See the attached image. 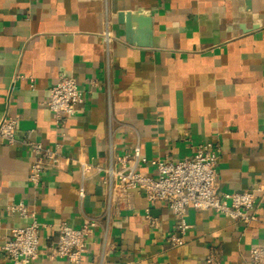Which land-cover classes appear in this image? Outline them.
I'll list each match as a JSON object with an SVG mask.
<instances>
[{"label":"crops","instance_id":"obj_1","mask_svg":"<svg viewBox=\"0 0 264 264\" xmlns=\"http://www.w3.org/2000/svg\"><path fill=\"white\" fill-rule=\"evenodd\" d=\"M140 10L153 19L150 48L127 43L117 20ZM62 75L77 80L85 103L58 129L47 103ZM6 116L17 118V129L15 144H0V243L30 223L8 212L24 203L42 225L43 253L57 242L60 223L80 228L87 217L101 218L81 264H251L250 250L264 245V192L249 225L189 209L185 243L173 246L176 217L143 194L107 223L98 171L119 168L117 158L139 148L138 172L155 176L156 160H186L213 142L222 152L219 193L264 189V0H0V119ZM28 134L46 147L59 144L64 157L38 188L29 181ZM0 264H11L1 251ZM34 264L71 263L42 255Z\"/></svg>","mask_w":264,"mask_h":264},{"label":"built area","instance_id":"obj_2","mask_svg":"<svg viewBox=\"0 0 264 264\" xmlns=\"http://www.w3.org/2000/svg\"><path fill=\"white\" fill-rule=\"evenodd\" d=\"M102 37L105 49L109 51L114 36L108 13L105 15ZM31 82H34L33 79ZM84 103L85 96L77 80L72 76L62 75L50 90V100L47 103L56 128L62 129L67 120L74 117ZM16 129V117L6 116L0 119V144H15ZM24 145L30 149L34 157L29 181L33 187L38 188L44 172L61 166L64 159L61 147L59 144L46 147L32 141L29 134ZM221 154L218 144L208 142L199 145L189 159L179 162L156 160L155 176H145L138 172L141 163L139 148H136L133 157L129 154L118 157L116 161L119 168H115L113 164L107 168H98L103 174L102 186L105 190L102 218L109 223L112 215L132 208L134 194H143L149 202L164 203L176 217V229L168 238V242L173 246H181L185 243V235L191 229L187 221L189 209L213 211L233 221L249 225L256 220L253 211L264 189L259 185L255 189L241 193H219L216 181ZM82 179V182L86 179L84 171ZM84 196L83 184L79 190V197L82 200ZM8 212L30 219L27 226L12 229L10 237L0 243V251L11 264H34L42 255H46L51 260L63 259L71 264H81L87 251L88 239L94 230L101 226L100 217H87L80 228H72L66 222H62L58 225L57 242L43 253L40 249L42 225L38 221L37 214L30 212L24 203L10 205ZM147 219L151 224H155L149 210H147ZM105 230L108 231V225ZM250 260L251 264H264V245L250 250ZM99 264H103V261L101 260Z\"/></svg>","mask_w":264,"mask_h":264},{"label":"water","instance_id":"obj_3","mask_svg":"<svg viewBox=\"0 0 264 264\" xmlns=\"http://www.w3.org/2000/svg\"><path fill=\"white\" fill-rule=\"evenodd\" d=\"M250 6V3L247 2ZM120 25L125 26L126 41L130 45L150 48L153 46V19L142 10L136 12H120L117 15Z\"/></svg>","mask_w":264,"mask_h":264}]
</instances>
